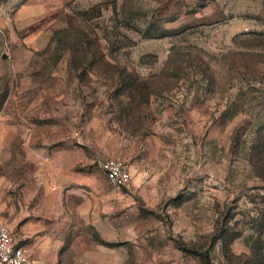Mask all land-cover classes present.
<instances>
[{"label": "rangeland", "instance_id": "374dc122", "mask_svg": "<svg viewBox=\"0 0 264 264\" xmlns=\"http://www.w3.org/2000/svg\"><path fill=\"white\" fill-rule=\"evenodd\" d=\"M0 30V59L38 50L12 52L40 87L27 165L76 172L98 204L81 264H202L181 243L264 264V0H0Z\"/></svg>", "mask_w": 264, "mask_h": 264}, {"label": "crops", "instance_id": "0c3cea01", "mask_svg": "<svg viewBox=\"0 0 264 264\" xmlns=\"http://www.w3.org/2000/svg\"><path fill=\"white\" fill-rule=\"evenodd\" d=\"M29 19L33 17L23 21ZM26 39L4 51L0 59V222L26 237L35 264H81L78 246L84 237H90L86 244H104L92 233L102 216L98 204L83 191L81 175L55 165L45 170L27 165L32 161L28 146L34 130L43 125L29 119L33 98L40 91L30 81L36 77L29 70L34 63L20 64L12 57L15 48L38 51ZM84 251L91 254L89 246Z\"/></svg>", "mask_w": 264, "mask_h": 264}, {"label": "built area", "instance_id": "2783aa9c", "mask_svg": "<svg viewBox=\"0 0 264 264\" xmlns=\"http://www.w3.org/2000/svg\"><path fill=\"white\" fill-rule=\"evenodd\" d=\"M101 168L109 182L118 188L128 187L133 181L131 168L123 159H107ZM25 239L0 222V264H35Z\"/></svg>", "mask_w": 264, "mask_h": 264}, {"label": "trees", "instance_id": "16d2710c", "mask_svg": "<svg viewBox=\"0 0 264 264\" xmlns=\"http://www.w3.org/2000/svg\"><path fill=\"white\" fill-rule=\"evenodd\" d=\"M66 31H67V29H63V30L56 32L52 39H54L58 34H61V33L66 32ZM0 32L2 33V30H0ZM6 93H7V90L5 88L3 95H5ZM4 98L5 97L3 96V99ZM3 99H1V100H3ZM180 248L185 250V251H191V252H194L195 254H197L200 257L202 264H212V261H211V258H210L208 251L201 250V249L196 248L194 246H189L186 243H181Z\"/></svg>", "mask_w": 264, "mask_h": 264}]
</instances>
